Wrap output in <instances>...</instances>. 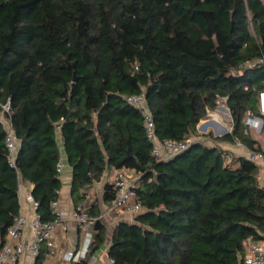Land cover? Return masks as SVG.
<instances>
[{
  "label": "trees",
  "instance_id": "1",
  "mask_svg": "<svg viewBox=\"0 0 264 264\" xmlns=\"http://www.w3.org/2000/svg\"><path fill=\"white\" fill-rule=\"evenodd\" d=\"M261 59L264 0H0V104L10 101L20 141L11 165L0 122V249L21 210L20 180L41 221L54 220L60 135L75 206L105 172L135 173L146 212L115 226L117 264H245L248 241L264 240V184L257 163L222 143L263 148L245 132L247 113H259ZM143 92L159 139L198 137L181 155L152 153L143 114L125 100ZM221 100L232 128L208 138L197 126ZM114 197L107 182L103 202ZM88 212L98 218L90 255L107 226L98 202Z\"/></svg>",
  "mask_w": 264,
  "mask_h": 264
},
{
  "label": "built area",
  "instance_id": "2",
  "mask_svg": "<svg viewBox=\"0 0 264 264\" xmlns=\"http://www.w3.org/2000/svg\"><path fill=\"white\" fill-rule=\"evenodd\" d=\"M261 61H264V59H261ZM125 100L143 114L146 135L154 145L152 153L160 160H170L181 155L194 141L198 140V138L191 137L187 140L159 139L145 93L127 95ZM258 103L259 113L248 112L245 117L246 133L251 130L261 133L264 129V88L258 92ZM10 109V101L0 104V110L2 111L0 122L6 128L5 143L9 151V161L11 165H14L20 141L15 134L12 120L8 116ZM238 144L241 145V143ZM248 156L260 166L261 170L264 169V147L261 150H249ZM62 166L63 164L60 161L57 166L60 173ZM134 175L133 169L128 167L115 169L112 179L115 197L109 207V212H124L130 214L133 218L146 212V208L137 197ZM22 189V184H19L20 197H22ZM26 199L32 207V212L28 214L21 208L14 224L8 230L6 242L0 249V264H21V258L25 253H29L36 264L42 243L45 244V251L40 264H117L116 260L108 255V252H96L88 255V251L82 252L76 246L65 250L61 255L56 252L55 244L60 237H65L64 235L70 227V221L74 222L78 230L84 235L96 231L95 222L98 218L89 214L90 207L86 206V201L79 203L71 211L66 212L60 208L59 200H54L51 202L52 211L55 214L54 220L42 222L37 212L38 202L31 192L26 195ZM26 227H29L33 233V239L30 242L25 238L24 230ZM244 263L264 264V240L248 241Z\"/></svg>",
  "mask_w": 264,
  "mask_h": 264
},
{
  "label": "crops",
  "instance_id": "3",
  "mask_svg": "<svg viewBox=\"0 0 264 264\" xmlns=\"http://www.w3.org/2000/svg\"><path fill=\"white\" fill-rule=\"evenodd\" d=\"M217 126L218 127L215 128L216 133L219 132L220 130H223V126L222 127L220 125H217ZM207 143H211V142L207 141ZM59 144L61 145V162L63 166H62V171L60 173L61 180H62V188L60 190L58 200H59L60 208L66 212H69L75 206V203L73 202L72 197H71L72 168L68 162V158H67V155L63 147V141L60 135H59ZM223 146L227 150H230V153L232 155L240 156V155H248L249 153V149L244 147L243 145L225 143ZM114 173H115V170L105 172L101 180L98 182H95L88 189L87 196L93 195L94 191L96 190L97 192L99 191L101 193V197H102L104 187L107 182L112 183ZM135 180H136V177H135ZM260 181L262 184H264V169L261 170ZM20 184H22V188H23L22 197H20L21 208L24 209L25 212H27L28 214H31L32 207L30 203L27 201L26 195H28V193L31 192L32 185L28 184L27 182H24L23 180H20ZM96 202H98L101 208V216H102L101 219L102 220L105 219V221L107 220L112 221L113 219H116L117 220L116 225L120 221H126V222L132 223L135 220V218L131 217L130 214L128 215V213L126 214L124 212H120V213L109 212L110 205H107L103 201H101V198H98V201ZM86 203H87V199H86ZM116 213L119 215H117ZM118 218H121V220H119ZM127 219H131V221H128ZM69 225L70 227H69L68 232L64 235L65 237H60L59 241H57V243L55 244V249H56L57 254L61 255L65 250L71 249L75 246L82 252L88 251L91 238L95 234L96 231H94L93 233L84 235L78 230L74 222L70 221ZM113 231H114L113 228L110 229L107 226V243L105 244V246L99 249V252L97 253L108 252L109 241H110ZM24 234H25V238L27 239V241L29 242L32 241L33 233L29 229V227L25 228ZM20 262L21 264H35V260L33 259V257L29 255V253H25L23 257L21 258Z\"/></svg>",
  "mask_w": 264,
  "mask_h": 264
},
{
  "label": "rangeland",
  "instance_id": "4",
  "mask_svg": "<svg viewBox=\"0 0 264 264\" xmlns=\"http://www.w3.org/2000/svg\"><path fill=\"white\" fill-rule=\"evenodd\" d=\"M0 113H2L1 110H0ZM211 119L215 121V124H209V125H207V128H204L203 126L205 125V123H207L208 120H211ZM217 125H220L221 127L223 126V129H227L229 131H230V128L232 127V117H231L229 108L226 105V102L224 100H221L219 102V106L214 111H210L209 115L207 114V116L200 121V123L197 126V129H198V132L200 131V132H202V134L207 135L206 137H208V138H211L212 137L213 138V136H218V134L222 135V133H220V131L216 133L215 128H217ZM250 135L253 138L257 139L258 142L260 143V145L262 147H264V129L261 131V133H257L256 131L251 130L250 131ZM191 138H198V137H196L195 135H193V136H191ZM224 144L225 143H222V146ZM227 151L230 152V150H227ZM228 156H227V158H229ZM98 198H101V201H103V199L101 197V193L99 191L97 192L95 190L94 193H93V195L87 196V198H86L87 199L86 206L90 207L91 204H93L95 201H98ZM117 215H119V214H117ZM118 219L121 220V218H118ZM127 220L128 221H131V219H127ZM102 221L110 229L113 228V230H114L117 220L116 219H113L112 221H110V220L105 221V219H103Z\"/></svg>",
  "mask_w": 264,
  "mask_h": 264
},
{
  "label": "water",
  "instance_id": "5",
  "mask_svg": "<svg viewBox=\"0 0 264 264\" xmlns=\"http://www.w3.org/2000/svg\"><path fill=\"white\" fill-rule=\"evenodd\" d=\"M209 124H215V121L214 120H208V122L207 123H205V125L203 126L204 128H207V125H209ZM228 132V130H226V129H223V130H220V133H222V135L223 134H225V133H227Z\"/></svg>",
  "mask_w": 264,
  "mask_h": 264
},
{
  "label": "bare ground",
  "instance_id": "6",
  "mask_svg": "<svg viewBox=\"0 0 264 264\" xmlns=\"http://www.w3.org/2000/svg\"><path fill=\"white\" fill-rule=\"evenodd\" d=\"M218 127V126H217Z\"/></svg>",
  "mask_w": 264,
  "mask_h": 264
}]
</instances>
